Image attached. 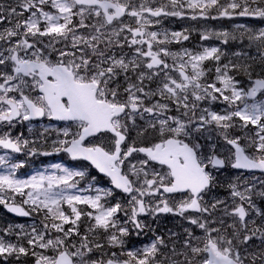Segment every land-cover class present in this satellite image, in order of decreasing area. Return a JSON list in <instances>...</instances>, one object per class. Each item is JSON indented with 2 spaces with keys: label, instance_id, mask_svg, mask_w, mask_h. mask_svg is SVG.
I'll list each match as a JSON object with an SVG mask.
<instances>
[{
  "label": "snow or ice",
  "instance_id": "1",
  "mask_svg": "<svg viewBox=\"0 0 264 264\" xmlns=\"http://www.w3.org/2000/svg\"><path fill=\"white\" fill-rule=\"evenodd\" d=\"M237 17L264 22V0L0 4V205L39 219L0 227V264H264V179L244 177H264V27L204 31L219 45L196 49L164 27ZM24 123L36 138L13 134ZM61 153L76 164L18 175L14 154ZM229 169L230 203L206 198ZM169 214L182 234L148 219ZM133 232L152 238L128 248Z\"/></svg>",
  "mask_w": 264,
  "mask_h": 264
},
{
  "label": "rangeland",
  "instance_id": "2",
  "mask_svg": "<svg viewBox=\"0 0 264 264\" xmlns=\"http://www.w3.org/2000/svg\"><path fill=\"white\" fill-rule=\"evenodd\" d=\"M12 2H13V0H0V4H9V3H12ZM207 21L208 20H200V21H198L199 24L197 26H195V23L197 22V20L195 21V23L193 22V25H189L188 22L192 23L191 19L187 20V19H178V18H168L165 21V23H164V27L169 28L171 30H175V31H180V30H183L185 28L192 29L190 39L183 43V47H186V48H189V49H196L202 43L204 45H206V46H211V45H209V43L210 42H216L217 40H215V38H212V39H210L208 41H203L202 42L200 40V38H198V41H201V43H196L193 46H185L186 43L191 41V37L192 36L200 37L199 34L201 32H204V31H223V30H227V29H223L221 27L211 26ZM217 42H219V41H217ZM171 47H172L173 50H177V49H179L180 45H175L174 44V45H171ZM238 48H239V42H238ZM214 107L217 110H219L220 105H214ZM41 123L46 125V124H48V121L45 120V121H42L40 123L32 124V126L34 128V132L38 133L39 131H42V128L40 127ZM54 125L56 127H61L62 126V125H59V124H54ZM21 132H23V134L26 137H28L29 139L36 138V136L33 133H29L28 125L26 127H23V130L20 128L18 132H15L13 134H18V133H21ZM55 136H56L55 131H52L50 133V140L54 139ZM50 140H49V144H50ZM39 147L41 148V150H49L50 151V148L47 145H44L42 143L39 145ZM64 156L67 158V156L65 154H63V153L58 154V155L54 154V155H50V156L36 155V156L30 157V156L24 155L23 157H16L17 160L25 161V167L21 168V171H23L26 174L21 175L20 177L27 178L28 176L34 174L37 171H45V170L52 171V169L50 167L51 164L58 163V161H60V160H64V161H68L69 160L68 158L66 159ZM73 166H74V163H73ZM216 175H217L218 180L220 181V183L225 185V187L217 186L216 188H224V189L226 188L227 189V187H226L227 181L229 179H231L233 176L238 175V174H234V172L231 171V169H229V170H225L224 174H222V175H218V173ZM244 177H246L248 179L252 178V176H249V177L244 176ZM256 177H258V176H256ZM88 179H91V176H89ZM97 183H98V185L100 187H103V188L110 187L109 183L106 184L105 182H100L98 180H97ZM80 186L81 187H87V181H82ZM259 187H260V185L257 184V189H259ZM212 196H218V197H220L222 199L223 198H229L228 189H227V192H225V194H220L219 192H216L215 187H214L212 189V191L210 193H208V196L206 198H210ZM17 199H19V198H17ZM229 203H230V198H229ZM257 203L261 204L259 199H257ZM2 206L3 205H0L1 208H2ZM261 206H264V204H262ZM150 219H152V218H150ZM156 222H159L161 224V228H164L165 232H166V225H168L169 223H170L169 225L172 226V230L173 231L179 232L178 230L180 229L179 233H181V234L183 233V228L184 227H188L186 221L181 220V218L178 217V216H172L170 214L169 215L160 216L158 219H156ZM160 232H162V230ZM196 232H197L198 235L200 234L198 229L196 230ZM136 237H137V235L134 233V235L131 237V239H127L126 238L127 239V247L128 248H131L133 246L142 247L141 239H137ZM133 238H136L137 243L132 240ZM149 242H150V240L147 243H149Z\"/></svg>",
  "mask_w": 264,
  "mask_h": 264
},
{
  "label": "trees",
  "instance_id": "3",
  "mask_svg": "<svg viewBox=\"0 0 264 264\" xmlns=\"http://www.w3.org/2000/svg\"><path fill=\"white\" fill-rule=\"evenodd\" d=\"M35 223H39V219H35ZM8 224H21L19 221H15L9 217H7L3 212L0 211V227L7 226ZM11 239L15 240V237H12ZM33 258L31 256L27 258H21L19 264H32ZM11 264H17V262L13 259L11 261Z\"/></svg>",
  "mask_w": 264,
  "mask_h": 264
},
{
  "label": "flooded vegetation",
  "instance_id": "4",
  "mask_svg": "<svg viewBox=\"0 0 264 264\" xmlns=\"http://www.w3.org/2000/svg\"><path fill=\"white\" fill-rule=\"evenodd\" d=\"M35 123H37V122H33L32 124H35ZM27 125H28L27 123H24L23 125H18V126L13 130V133L18 132L20 128L23 130V127H26ZM202 142H203V141H202ZM231 171H233L234 174H236V171H235V170H231ZM222 174H224V171L218 173V175H222ZM248 175H249V174H244V176H248Z\"/></svg>",
  "mask_w": 264,
  "mask_h": 264
},
{
  "label": "bare ground",
  "instance_id": "5",
  "mask_svg": "<svg viewBox=\"0 0 264 264\" xmlns=\"http://www.w3.org/2000/svg\"><path fill=\"white\" fill-rule=\"evenodd\" d=\"M219 27L226 29V25L225 24H219ZM167 228L172 229V226L170 225H166Z\"/></svg>",
  "mask_w": 264,
  "mask_h": 264
},
{
  "label": "water",
  "instance_id": "6",
  "mask_svg": "<svg viewBox=\"0 0 264 264\" xmlns=\"http://www.w3.org/2000/svg\"><path fill=\"white\" fill-rule=\"evenodd\" d=\"M7 210V209H6ZM10 213V212H9ZM11 215H13V216H16L15 214H13V213H10ZM17 217H19V216H17ZM22 218H25V217H22Z\"/></svg>",
  "mask_w": 264,
  "mask_h": 264
}]
</instances>
